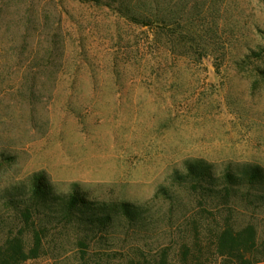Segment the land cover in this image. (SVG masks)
Instances as JSON below:
<instances>
[{
	"label": "rangeland",
	"instance_id": "1",
	"mask_svg": "<svg viewBox=\"0 0 264 264\" xmlns=\"http://www.w3.org/2000/svg\"><path fill=\"white\" fill-rule=\"evenodd\" d=\"M191 3L183 31L195 13L198 33L178 42L173 25L135 23L105 3L0 0V243L20 220L12 199L30 196L37 174L53 200L129 202L174 250L195 221L203 237L252 222L264 240V0ZM192 165L204 179L192 181ZM120 219L100 235L131 238ZM123 251L111 264L133 252ZM78 256L68 244L26 264Z\"/></svg>",
	"mask_w": 264,
	"mask_h": 264
},
{
	"label": "trees",
	"instance_id": "2",
	"mask_svg": "<svg viewBox=\"0 0 264 264\" xmlns=\"http://www.w3.org/2000/svg\"><path fill=\"white\" fill-rule=\"evenodd\" d=\"M105 3L113 6L121 15L132 22L147 24L157 28L174 26L173 40L182 42L184 34L194 36L195 13H191L186 23L182 24L183 6L190 4L195 8L201 0H84ZM173 9V10H172ZM169 10V11H167ZM198 21L201 20L197 19ZM199 28V27H198ZM180 29V30H179ZM202 31L203 29L200 28ZM192 181L204 179L206 168L192 165L189 169ZM261 175L254 168L248 174V181L254 183ZM228 184L237 183L231 173L227 174ZM194 189L197 187L193 184ZM231 187H225L227 194ZM161 188L160 191L164 192ZM233 190V189H232ZM166 194V193H165ZM55 200V201H54ZM51 197L50 186L42 174H37L30 196L15 202L20 220L16 229H10L5 240L0 243V264H26L48 254L51 249H61L68 244L74 245L78 258L77 264H111L113 254L124 255V246L133 252L126 256L121 264H259L264 262V240H260L257 226L248 222L237 227L230 221L220 223L208 236L200 232L202 225L195 221L191 226V237L183 236L174 250L173 243H158L160 226L158 220L142 217L141 211L134 209L129 202L96 203L80 193H72L63 200ZM57 207L54 206V202ZM14 206V204L12 203ZM208 213L210 211H207ZM113 213L116 216H113ZM211 214V212H210ZM123 229L134 232L121 239L105 237L107 228L114 226L116 218ZM148 233V235L146 234ZM28 234L31 237L28 238ZM118 245L119 249L107 251L101 246ZM96 249L95 257L91 246ZM176 244V243H174ZM112 250V249H111Z\"/></svg>",
	"mask_w": 264,
	"mask_h": 264
}]
</instances>
